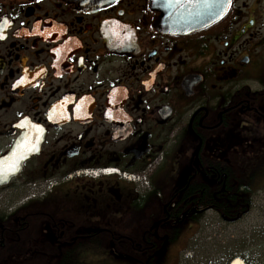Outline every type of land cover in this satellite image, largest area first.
I'll use <instances>...</instances> for the list:
<instances>
[{"label":"flooded vegetation","instance_id":"af4514ba","mask_svg":"<svg viewBox=\"0 0 264 264\" xmlns=\"http://www.w3.org/2000/svg\"><path fill=\"white\" fill-rule=\"evenodd\" d=\"M194 4L221 6L0 0V264L96 248L123 249L126 264H180L205 214L263 217L255 194L215 208L232 207L228 184L264 169V0H232L189 33L166 26L178 22L172 8ZM148 166L146 190L78 174Z\"/></svg>","mask_w":264,"mask_h":264},{"label":"rangeland","instance_id":"374dc122","mask_svg":"<svg viewBox=\"0 0 264 264\" xmlns=\"http://www.w3.org/2000/svg\"><path fill=\"white\" fill-rule=\"evenodd\" d=\"M237 155L241 154L237 152ZM255 196L258 206L264 207V184ZM52 203L56 202H48ZM39 205H45V208L48 206L47 203ZM262 216L259 219L258 214L256 218L253 212L240 222L226 224L214 212L205 214L200 223L194 226L191 234L193 239L188 244V250L181 255L180 264H230L236 258L246 264H264V237L259 240L258 248L253 243V240L258 241L259 235H264V214ZM253 226H256V233H253ZM71 261L74 264H126L117 253L99 248L81 249ZM44 262L55 263L52 260Z\"/></svg>","mask_w":264,"mask_h":264},{"label":"water","instance_id":"95a60500","mask_svg":"<svg viewBox=\"0 0 264 264\" xmlns=\"http://www.w3.org/2000/svg\"><path fill=\"white\" fill-rule=\"evenodd\" d=\"M72 3L81 4L83 7L92 8L99 7L103 4H108L116 0H65ZM221 7L206 6V5H185L172 8L174 14L173 17L178 19L177 24H166L167 27H171L177 33H189L196 29H202L215 23L220 17L223 16L227 8L222 12ZM170 11V9H168ZM217 13H220L217 15ZM200 147L196 155H198ZM188 173H184V177H187Z\"/></svg>","mask_w":264,"mask_h":264},{"label":"trees","instance_id":"16d2710c","mask_svg":"<svg viewBox=\"0 0 264 264\" xmlns=\"http://www.w3.org/2000/svg\"><path fill=\"white\" fill-rule=\"evenodd\" d=\"M264 169L259 165L257 168V180L256 182H252V183H241V184H234V183H230L227 185V189H226V195L228 197H224V199H229L231 201L232 207L229 208V205H223L221 204V206L219 207L218 205L216 206V211L220 214H222V211H226V212H232L234 211V208L236 206V201H238V197L236 196H253L254 194H256L259 190L260 187H262L263 184L261 180H263L264 178ZM263 173V174H261ZM203 191H204V187L202 186ZM257 190V191H256ZM209 201L214 202L215 200L213 196H209ZM246 200H249V197L245 198ZM194 201H199L196 198L194 199ZM215 203V202H214ZM219 215V214H218ZM234 218V217H232ZM99 249H106V248H99ZM109 251H112L114 253H117V255L122 259V254L124 252L123 249H114V250H110V249H106ZM72 259V258H71ZM123 260V259H122ZM73 261H69L68 257L65 259V261H60L57 263H53V264H73ZM36 264V263H35ZM45 264V263H44Z\"/></svg>","mask_w":264,"mask_h":264},{"label":"built area","instance_id":"2783aa9c","mask_svg":"<svg viewBox=\"0 0 264 264\" xmlns=\"http://www.w3.org/2000/svg\"><path fill=\"white\" fill-rule=\"evenodd\" d=\"M153 169V166H150L148 171H152ZM148 171L147 172H144L142 174H139V175H129V174H123V177L131 182H139L145 186H148ZM86 175L90 176V177H93V178H96V177H99L101 174H111L113 173V171H110V170H104L102 171H85L84 172Z\"/></svg>","mask_w":264,"mask_h":264},{"label":"snow or ice","instance_id":"6c2138e0","mask_svg":"<svg viewBox=\"0 0 264 264\" xmlns=\"http://www.w3.org/2000/svg\"><path fill=\"white\" fill-rule=\"evenodd\" d=\"M216 3L222 6L221 11L223 12L232 3V0H216ZM219 14L220 13H217V15Z\"/></svg>","mask_w":264,"mask_h":264},{"label":"bare ground","instance_id":"6f19581e","mask_svg":"<svg viewBox=\"0 0 264 264\" xmlns=\"http://www.w3.org/2000/svg\"><path fill=\"white\" fill-rule=\"evenodd\" d=\"M156 163V162H155ZM153 175V174H152ZM1 208V207H0ZM3 211V210H2ZM1 211V212H2ZM230 264H246L242 259L236 258L230 262Z\"/></svg>","mask_w":264,"mask_h":264}]
</instances>
